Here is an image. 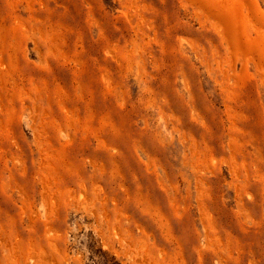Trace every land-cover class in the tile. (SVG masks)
Segmentation results:
<instances>
[{"label":"rangeland","instance_id":"374dc122","mask_svg":"<svg viewBox=\"0 0 264 264\" xmlns=\"http://www.w3.org/2000/svg\"><path fill=\"white\" fill-rule=\"evenodd\" d=\"M264 264V0H0V264Z\"/></svg>","mask_w":264,"mask_h":264},{"label":"trees","instance_id":"16d2710c","mask_svg":"<svg viewBox=\"0 0 264 264\" xmlns=\"http://www.w3.org/2000/svg\"><path fill=\"white\" fill-rule=\"evenodd\" d=\"M92 264H119L112 256L101 248L89 247Z\"/></svg>","mask_w":264,"mask_h":264}]
</instances>
